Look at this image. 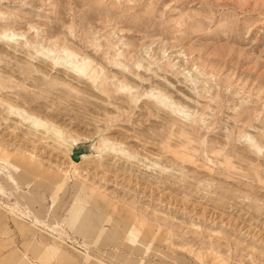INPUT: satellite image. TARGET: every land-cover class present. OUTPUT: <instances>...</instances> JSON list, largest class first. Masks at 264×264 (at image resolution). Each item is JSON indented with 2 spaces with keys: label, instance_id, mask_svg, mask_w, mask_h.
Returning <instances> with one entry per match:
<instances>
[{
  "label": "rangeland",
  "instance_id": "1",
  "mask_svg": "<svg viewBox=\"0 0 264 264\" xmlns=\"http://www.w3.org/2000/svg\"><path fill=\"white\" fill-rule=\"evenodd\" d=\"M22 256L264 264V0H0V264Z\"/></svg>",
  "mask_w": 264,
  "mask_h": 264
},
{
  "label": "bare ground",
  "instance_id": "2",
  "mask_svg": "<svg viewBox=\"0 0 264 264\" xmlns=\"http://www.w3.org/2000/svg\"><path fill=\"white\" fill-rule=\"evenodd\" d=\"M18 36H21V34H16V33H13V32H9L6 36H3V37H6L8 39H12V40H15V41H20V39L18 38ZM44 53H43V55H44ZM50 53H52V50H51ZM44 56H46V55H44ZM60 62H62V61H60ZM66 64H68L69 70H71L72 72H75V73H82V72H84V69H82V68L81 69H77L73 65V63L71 61H68ZM163 99H164V97H163ZM164 107H165V105H164ZM26 119H32V125H36V121L33 118H31L30 116L29 117H26ZM38 126H41L45 130H47L45 124L39 123ZM51 133H52V135H54L57 138V140H60L62 143L68 142L66 139L63 138V135L62 134H59L60 132L58 131L57 128H52L51 129ZM75 141L76 140H71V142H75ZM67 152H68V157H70L73 154V151L70 150V149H68ZM77 156L80 159V161H83L86 158L90 157L89 155L84 154V153H77ZM74 164H79V163H74ZM12 223L14 225H16V222L15 221H12ZM67 225L70 228V230L74 233V235L79 236V237H82L83 239H89V237H92L95 234H98L97 227L94 226V225H92V223L90 222V216L88 214V211H81L79 209H72L69 212V214H68ZM130 241H131V243L136 248L141 249V250H144L145 249V247L142 245V243L139 242V240L138 241H135L134 239L130 238ZM36 245H37V242L34 239L31 240L28 243V247H35ZM62 255H63L64 259H67L70 262H74L75 261V259L72 256L68 255L67 253H62ZM14 264H30V261H29V259L27 257L22 256L21 258H18L17 260H15L14 261Z\"/></svg>",
  "mask_w": 264,
  "mask_h": 264
},
{
  "label": "water",
  "instance_id": "3",
  "mask_svg": "<svg viewBox=\"0 0 264 264\" xmlns=\"http://www.w3.org/2000/svg\"><path fill=\"white\" fill-rule=\"evenodd\" d=\"M77 153H81V152H76V151H74L73 154L71 155V159H72L73 161H75V162H76L77 159H78Z\"/></svg>",
  "mask_w": 264,
  "mask_h": 264
}]
</instances>
